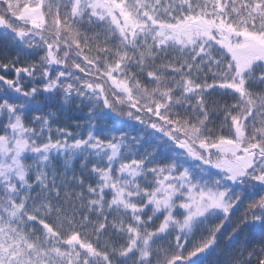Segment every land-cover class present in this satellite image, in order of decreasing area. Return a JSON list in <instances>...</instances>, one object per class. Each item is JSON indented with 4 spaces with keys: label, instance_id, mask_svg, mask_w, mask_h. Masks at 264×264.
I'll use <instances>...</instances> for the list:
<instances>
[{
    "label": "snow or ice",
    "instance_id": "6c2138e0",
    "mask_svg": "<svg viewBox=\"0 0 264 264\" xmlns=\"http://www.w3.org/2000/svg\"><path fill=\"white\" fill-rule=\"evenodd\" d=\"M0 264H264V0H0Z\"/></svg>",
    "mask_w": 264,
    "mask_h": 264
}]
</instances>
